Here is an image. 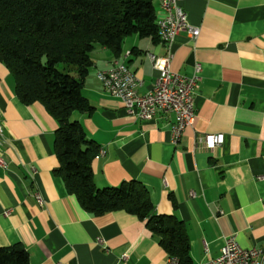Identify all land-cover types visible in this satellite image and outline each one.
<instances>
[{
    "label": "crops",
    "instance_id": "0c3cea01",
    "mask_svg": "<svg viewBox=\"0 0 264 264\" xmlns=\"http://www.w3.org/2000/svg\"><path fill=\"white\" fill-rule=\"evenodd\" d=\"M152 1L159 20L163 0ZM182 6L200 36H177L171 69L191 77L200 66L201 81L196 118L181 141L173 143V116L139 120L98 79L119 59L136 75L140 95L150 92L159 74L147 54L169 50L160 39L129 37L120 58L97 47L83 89L94 111L73 120L102 153L92 165L97 187L143 184L158 214L185 225L191 264H207L232 235L244 249L264 251V0H184ZM0 112L7 165L0 167V248L22 246L29 264L166 263L169 255L138 217L92 215L68 194L55 174L58 123L40 103L18 98L2 62ZM205 136H221L222 146L207 150Z\"/></svg>",
    "mask_w": 264,
    "mask_h": 264
},
{
    "label": "trees",
    "instance_id": "16d2710c",
    "mask_svg": "<svg viewBox=\"0 0 264 264\" xmlns=\"http://www.w3.org/2000/svg\"><path fill=\"white\" fill-rule=\"evenodd\" d=\"M157 21L152 0H0V62L14 77L18 98L40 103L57 121L55 174L68 194L92 215L138 217L169 257L191 264L185 225L158 214L143 184L97 187L92 165L100 148L73 120L94 111L83 95L94 50L107 48L120 58L129 37L159 40ZM0 264H29V256L20 245L0 248Z\"/></svg>",
    "mask_w": 264,
    "mask_h": 264
},
{
    "label": "built area",
    "instance_id": "2783aa9c",
    "mask_svg": "<svg viewBox=\"0 0 264 264\" xmlns=\"http://www.w3.org/2000/svg\"><path fill=\"white\" fill-rule=\"evenodd\" d=\"M184 0H163L161 8V30L165 34L163 45L169 48L164 56L149 52L148 59L158 72L159 77L153 89L145 95H140V82L133 72H125L126 63H113L108 70L101 71L105 74V81H100L104 91L110 97L119 100L125 109L142 121H152L157 117L173 116L172 127L173 143L178 144L187 129L193 127L196 118L195 95L201 81V67L198 66L191 77L181 76L171 69V46L177 36L186 33L193 41L200 36V29L190 25L183 9ZM119 88H126V95H119ZM5 139L2 114L0 112V150ZM207 150L221 147V136H205L200 138ZM6 162L0 155V167L6 168ZM39 205H43L40 194H36ZM11 211L5 212L9 217ZM99 244L103 242L98 240ZM264 251L261 249H244L238 242L237 236L232 235L225 240L222 255L207 264H262ZM126 259V258H125ZM165 264H181L180 260L169 257Z\"/></svg>",
    "mask_w": 264,
    "mask_h": 264
},
{
    "label": "bare ground",
    "instance_id": "6f19581e",
    "mask_svg": "<svg viewBox=\"0 0 264 264\" xmlns=\"http://www.w3.org/2000/svg\"><path fill=\"white\" fill-rule=\"evenodd\" d=\"M161 23H162V18L157 21V25H158L159 39H160L161 43H164L165 42V34L161 30ZM114 63H125V62L117 59L114 61ZM125 72H132V70L127 65H125ZM98 79H99V81H105V74H98ZM119 95H126V88H119ZM101 155H102V153L100 151L99 157ZM176 260H179V259L176 258Z\"/></svg>",
    "mask_w": 264,
    "mask_h": 264
}]
</instances>
